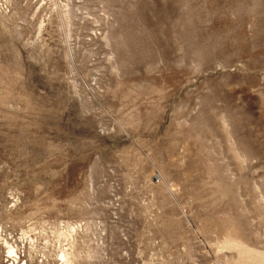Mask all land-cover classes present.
<instances>
[{"label": "rangeland", "instance_id": "374dc122", "mask_svg": "<svg viewBox=\"0 0 264 264\" xmlns=\"http://www.w3.org/2000/svg\"><path fill=\"white\" fill-rule=\"evenodd\" d=\"M0 264H264V0H0Z\"/></svg>", "mask_w": 264, "mask_h": 264}, {"label": "bare ground", "instance_id": "6f19581e", "mask_svg": "<svg viewBox=\"0 0 264 264\" xmlns=\"http://www.w3.org/2000/svg\"><path fill=\"white\" fill-rule=\"evenodd\" d=\"M13 248H11V252H13V250H12Z\"/></svg>", "mask_w": 264, "mask_h": 264}]
</instances>
